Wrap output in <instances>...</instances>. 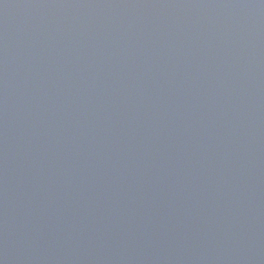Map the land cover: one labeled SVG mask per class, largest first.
<instances>
[{"label": "water", "instance_id": "water-1", "mask_svg": "<svg viewBox=\"0 0 264 264\" xmlns=\"http://www.w3.org/2000/svg\"><path fill=\"white\" fill-rule=\"evenodd\" d=\"M0 264H264V0H0Z\"/></svg>", "mask_w": 264, "mask_h": 264}]
</instances>
